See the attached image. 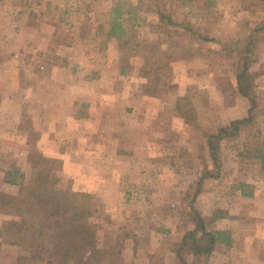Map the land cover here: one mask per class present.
Wrapping results in <instances>:
<instances>
[{"label": "rangeland", "instance_id": "rangeland-1", "mask_svg": "<svg viewBox=\"0 0 264 264\" xmlns=\"http://www.w3.org/2000/svg\"><path fill=\"white\" fill-rule=\"evenodd\" d=\"M4 1L0 0V11H11L3 7ZM16 1L20 0L6 3L14 6ZM47 12L84 23L78 37L73 35L80 26L55 27L68 34L76 47L84 45L88 59L99 51L106 58L103 65L112 60V71L118 73L115 107L96 102V96L111 90L96 85V79H102L100 72L87 71L88 101L76 107L87 120L83 125L72 124L67 139L64 135L69 151L77 146L79 128L87 132L81 142L88 148L108 145L112 137L118 146L136 148L121 155L114 167L120 180L119 199L102 201L96 193L84 192L91 196L94 215L89 222L97 232L99 247L115 250L120 242L124 256L118 264H146L149 259L176 264L173 244L194 229L195 211L205 218L209 231L224 232L229 226L235 230L238 251H229L223 241L209 257L195 259L187 253L190 263L264 264V169L251 155L257 145L264 151V0H56ZM112 24L123 38L105 40ZM94 33L99 35L94 38ZM9 58L8 65H16L15 53ZM245 65L253 76L256 119L237 136L222 141L214 165L207 135L227 126L232 118H242L251 108L249 98L237 91L236 74ZM7 91L8 96L15 95L13 88ZM128 93L151 102H141L144 113L141 107L129 109ZM185 95L203 97L198 120L190 122L175 111ZM26 109L30 110L24 117L27 129L22 138L16 137L20 149L0 152L5 176L20 172L29 185L33 167L44 156L58 161L52 177L59 191L83 192L73 177L63 174V162L44 151L53 140L43 136L48 127L45 114L32 115L30 105ZM152 114L154 118L148 117ZM34 117L40 118L35 122L38 128L33 127ZM252 130H257V136ZM9 139L14 143L13 137ZM240 184L257 195L245 200L228 198L226 194L236 193ZM17 190L16 195L18 186ZM0 238L7 245L0 250V264H17L19 256L28 255L2 230Z\"/></svg>", "mask_w": 264, "mask_h": 264}, {"label": "crops", "instance_id": "crops-1", "mask_svg": "<svg viewBox=\"0 0 264 264\" xmlns=\"http://www.w3.org/2000/svg\"><path fill=\"white\" fill-rule=\"evenodd\" d=\"M54 1L56 0H20L16 1L14 6H8L5 0V3L2 4L3 7H10L12 10L6 11L9 15L0 11V152L20 149L18 147H21L22 144L16 137L22 138L27 129L24 117L25 113L30 111L26 109V106L30 105L31 109L34 108V112H31L32 115L35 113L39 115L41 111L45 114L43 118L48 121L47 131L43 136L52 137L53 140L46 144L44 151L49 157L60 159L63 162V174L68 178H74L73 182L78 183V190L88 193L94 192L102 201H108L111 197L119 199L121 196L120 180L114 167L119 162L121 155H127L129 154L127 151L136 148L118 146L117 140H114L113 137L108 145L100 143L98 146H94L95 148L92 146L88 148L85 142H81L86 140L84 138L87 135V132L82 128L75 132L78 142L72 152L69 151V141L64 140V135L67 139V135L70 134L72 124L83 125L84 120H87L86 115H80L81 112L78 108L76 109L88 101L86 94L87 71L91 69L94 74L100 72L102 79H96V85L100 83L99 85L105 90H111L109 93H100L96 96V102L100 101V105L109 103L115 107L116 98L113 96L115 93L113 88L116 86L115 81H117L118 73L115 74L116 71H112V60L103 65L106 58L101 56L99 51L92 56V60L91 58L88 59L86 57L87 51L82 49L84 45L76 47L67 39L68 34L64 31H56L58 30L56 25L62 26L63 30H65V25L80 26L77 33L74 32L73 35L78 37L82 33L81 26L84 23L82 24L77 18L72 22L65 17L50 15L47 9L49 11V7ZM36 8H41V13L35 11ZM0 9H2L1 6ZM14 9L16 12L13 11ZM20 11L22 12L20 13ZM8 26L10 27L8 28ZM108 34L105 36V40L116 39L109 37ZM98 35L94 33V38ZM64 39L68 40L69 45L65 44ZM12 53H15L18 61L14 62L16 65L10 67L8 62ZM101 57V62L96 64ZM103 75L110 76V79H104ZM8 88L15 90L14 96L10 94L8 96ZM28 89L31 90L30 95L27 93ZM127 95L128 97H125L129 109L137 106L139 111L141 107L144 113L142 104L151 103L145 97L136 99L130 93ZM35 106L37 110H35ZM39 106H44L45 109L39 110ZM115 115L116 120H119L118 115ZM152 115L148 117L154 118L155 114ZM247 116L248 113L241 116L242 118L235 117L230 121L243 119ZM33 121V127L36 128L37 126L38 128L35 122L40 121V118L34 117ZM153 136L158 137L154 134ZM11 137L14 138V143L9 139ZM0 191L12 195H16L18 191L17 186L10 187L6 183L5 171L1 166ZM256 195L257 191L253 193V196ZM226 196L246 199L239 189L236 193L226 194ZM4 220L5 217L0 214V230H2ZM222 231L230 234L232 244L228 248L229 251L231 250L236 254L238 250L234 242L236 235L233 232L235 230L229 226ZM6 246L0 238V250ZM146 264L164 263L149 259ZM165 264L173 263L167 262Z\"/></svg>", "mask_w": 264, "mask_h": 264}, {"label": "trees", "instance_id": "trees-1", "mask_svg": "<svg viewBox=\"0 0 264 264\" xmlns=\"http://www.w3.org/2000/svg\"><path fill=\"white\" fill-rule=\"evenodd\" d=\"M171 25L175 24L171 21ZM108 36L123 38L113 24ZM236 80L238 93L249 98L251 108L246 118L233 120L216 133L207 135L208 151L214 165L219 159L222 141L237 136L253 125L256 119L257 98L252 86L253 76L249 74L247 65L238 70ZM203 101L202 96L194 99L185 95L178 100L175 111L193 122L192 119L198 120L202 116ZM252 131L256 135L257 130ZM249 142L252 143L251 140ZM254 152L251 155L261 162L264 169L262 147L257 145ZM57 164V160L40 156L39 163L33 167L34 174L29 185L23 182L24 176L20 172L6 173V183L18 186L19 192L10 195L0 191V214L5 217L2 233L28 253L19 256L17 264H118L124 256L120 242L115 250L99 247L97 232L89 222L94 215L91 196L84 192L59 191L52 177ZM204 178L205 175L200 181ZM247 188L246 184H240L238 189L245 197L253 196ZM192 221L194 229L187 231L181 242L173 244L176 264H192L186 257L187 253L195 259L209 257L223 241L226 246H231L230 234L209 231L205 218L198 212L194 211Z\"/></svg>", "mask_w": 264, "mask_h": 264}]
</instances>
